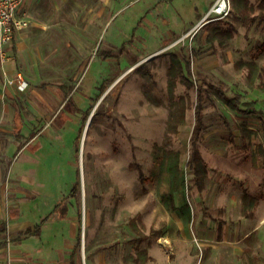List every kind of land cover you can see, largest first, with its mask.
Returning <instances> with one entry per match:
<instances>
[{"label":"rangeland","instance_id":"1","mask_svg":"<svg viewBox=\"0 0 264 264\" xmlns=\"http://www.w3.org/2000/svg\"><path fill=\"white\" fill-rule=\"evenodd\" d=\"M217 1L64 0L58 10L43 12L48 25H34L25 16L29 26L22 41L31 85L19 109L49 112L42 101L54 104L53 111L63 97L57 85L75 93L59 123H66L73 106H81L82 113L75 112L81 119L58 156L67 180H74L70 187L79 183L67 201L74 214L80 209L83 227L86 218L92 221V248L117 244L105 251L103 264H264L258 208L264 202V23L244 19L264 12V0H229L228 16L204 21ZM124 43L123 56L116 58ZM181 66L195 87L179 81ZM19 71L25 73L23 65ZM0 81L10 84L1 69ZM210 84L239 96L243 110L207 98L198 132L197 88ZM104 85L109 86L101 94ZM10 99L0 103L4 199L12 157L5 151L16 138ZM251 102L254 107L246 105ZM79 135L77 152L70 140ZM195 142L209 166L204 193L188 167ZM248 213L255 219L247 220ZM48 217L54 221L56 213ZM219 220L226 221L221 238ZM1 222L0 264H15L32 248L23 242L29 235L5 211ZM81 233L84 242V228ZM145 236L141 246L128 243ZM52 263L68 264L62 257ZM75 264H90L84 243L75 251Z\"/></svg>","mask_w":264,"mask_h":264},{"label":"crops","instance_id":"2","mask_svg":"<svg viewBox=\"0 0 264 264\" xmlns=\"http://www.w3.org/2000/svg\"><path fill=\"white\" fill-rule=\"evenodd\" d=\"M250 2L251 4L255 3L254 0ZM62 3H64V0H23L18 16L20 18H22L21 16L24 18H26L25 16L31 17L33 22L37 21L34 25H48V17L43 16V12H46L48 8H52L54 11L58 10ZM22 11L24 12L23 15H21V13H23ZM112 17L113 16L109 18L112 19ZM22 35L23 31L15 35L13 41L6 49L7 60L5 62L0 61V69L4 71L8 82H10V84L3 86V81H0V103L6 105V97L11 98L9 100V105L15 109L11 118L13 122L12 132L16 137L15 145L12 147L8 146L5 151L7 155L11 153L12 157L8 162V164L11 165L10 175L5 179L10 182L8 186V197L5 199L2 192L5 187L2 182H0V224L2 223L1 213L5 211L11 222L16 224V228L25 229L26 234L29 235L23 242L24 244L27 243L26 245L28 247L32 246V248L26 249L21 257L15 258V264H25V262H27L26 264H53L52 262L54 259H59L60 257L63 258L64 262H68V264H75V251L81 247L83 243L90 264H103L106 257L105 251L114 250L117 244L105 248L104 250L101 248L99 250L97 248H92L93 242L91 234L93 223L92 221L88 222L86 218L84 223L85 226L83 227L80 209L75 210L76 214H74V210L67 201V193H70L71 190L73 192L77 182H74L72 188L70 187V184H72L74 180H67L66 167L62 165L63 161H61L58 156V154L61 153V149L66 147L67 139L75 136L76 130H73L74 127H71L81 119V114H75L77 109L73 106L69 108V115L68 118H66V123H59L66 109L71 106V104H68L69 98L73 96L72 98L74 100L76 95L72 93L70 89L69 91L71 92L67 95L63 87H68L62 84L57 85V90L63 97L56 109L51 111V105L54 104L46 105L41 101L39 103L49 112L29 111L22 113V111H20L19 106L25 100V98H23L24 93L31 85L30 78L27 75L31 64L30 59L28 61L24 53L23 46L25 42L22 41ZM122 46L123 44L121 48ZM124 52L125 50H121L118 57L121 58ZM19 65L24 66L26 74L22 71L16 72L19 69ZM14 73L15 76H13ZM17 73H22L25 80L28 82V87L25 90H21L18 86V82L16 81ZM12 76L13 78L15 77L14 81ZM2 80L5 79L2 77ZM82 111L81 109V111L78 112L82 113ZM24 115L29 117L27 118V126L24 123ZM70 143L75 146L74 141L70 140ZM65 163L69 171L72 170L70 169L73 168L71 162L66 161ZM1 165L2 162L0 160V166ZM1 180L4 179L0 176V181ZM62 191H67L65 196L62 194ZM204 191L202 193H204ZM73 195L75 196L74 193ZM63 200L65 202H60ZM60 203L62 204L60 205ZM258 208L259 210L260 208L263 209V212L259 215L262 220L264 219V202H262ZM51 213H56L54 221L48 217V214ZM245 218L247 220L255 219L254 214L250 218L246 214ZM225 224V220H219V238L222 237ZM58 225L59 227H57ZM221 225L222 231H220ZM37 227H39V229L35 231ZM83 228L85 231L84 242L82 241L81 233ZM30 231H32V233H28ZM45 243L51 247L49 251L44 249L45 247L43 248ZM24 256L25 259H23ZM149 257L150 260L148 261H152V257ZM123 264H125V262Z\"/></svg>","mask_w":264,"mask_h":264},{"label":"trees","instance_id":"3","mask_svg":"<svg viewBox=\"0 0 264 264\" xmlns=\"http://www.w3.org/2000/svg\"><path fill=\"white\" fill-rule=\"evenodd\" d=\"M247 21H252V22H256V21H260V23H264V12H261L260 14L256 15V16H250V17H245L244 18ZM122 51L125 50V43L123 44ZM119 58V57H118ZM179 79V81L185 85L187 88H193L195 87V84L192 82V80H190V78L188 77V75L186 74V72L184 71V69L181 67H179V71L176 75ZM109 86V85H108ZM108 86H103L101 89V94L105 93L108 89ZM67 93V95H69V88H65L63 87ZM73 97V96H72ZM70 97L68 100V104L72 105L73 103V98ZM101 97V96H99ZM183 96H180V100H182ZM210 99L212 100L213 98H217L218 100H220L221 102H223V104H225L226 106H228L230 109H232L233 111H242V103L240 102V97L239 96H234V97H230L227 93V91L223 88V87H217L214 85H208L207 88L204 87H198L197 88V104H196V109H195V116H196V122L198 125V132H201L204 128V103L206 101V99ZM253 102L246 104L248 106H252L254 107V104H252ZM77 111H81L80 107L76 108ZM92 112V109L87 110V112L85 113L84 116V123L88 120L90 114ZM261 115V126H262V130L264 132V113L260 112ZM82 135H79L75 145L77 148V152H79L78 148H79V142H80V138ZM263 155H264V150H263ZM188 167L189 169L193 172L194 174V178H195V186L198 189L199 192H203L206 188V180L209 176V166L207 164V162L205 161V159L203 158L202 153L200 152L198 146L196 145V142L193 144V149H192V153H191V157L189 159L188 162ZM263 168H264V156H263ZM140 171V177H143V173L141 171V169L139 168ZM142 183H145V179L142 178ZM79 191V183L77 182L74 189H73V193L76 194ZM147 189L144 188L143 189V193H146ZM247 216L250 218L251 216H253V214H247ZM39 227H37V229L35 231H38ZM222 229V225L220 227V231ZM28 233H32V231L28 232ZM147 241V236L139 238V239H134L132 241L129 242L130 245H134V246H141L143 245L145 242ZM148 260H150V257H148Z\"/></svg>","mask_w":264,"mask_h":264},{"label":"built area","instance_id":"4","mask_svg":"<svg viewBox=\"0 0 264 264\" xmlns=\"http://www.w3.org/2000/svg\"><path fill=\"white\" fill-rule=\"evenodd\" d=\"M23 0H0V61L7 60L6 49L13 41L15 35L24 31L29 26V21L18 16ZM231 4L229 0H218L212 11L204 18L209 20L213 15L217 18H224L230 14ZM16 81L21 90L28 87L22 73H17Z\"/></svg>","mask_w":264,"mask_h":264},{"label":"bare ground","instance_id":"5","mask_svg":"<svg viewBox=\"0 0 264 264\" xmlns=\"http://www.w3.org/2000/svg\"><path fill=\"white\" fill-rule=\"evenodd\" d=\"M89 124H90V123L88 122V127H89Z\"/></svg>","mask_w":264,"mask_h":264}]
</instances>
